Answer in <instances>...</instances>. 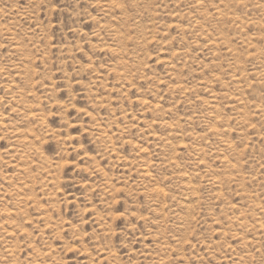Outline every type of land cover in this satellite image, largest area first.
I'll use <instances>...</instances> for the list:
<instances>
[{
	"label": "rangeland",
	"instance_id": "1",
	"mask_svg": "<svg viewBox=\"0 0 264 264\" xmlns=\"http://www.w3.org/2000/svg\"><path fill=\"white\" fill-rule=\"evenodd\" d=\"M0 264H264V0H0Z\"/></svg>",
	"mask_w": 264,
	"mask_h": 264
},
{
	"label": "bare ground",
	"instance_id": "2",
	"mask_svg": "<svg viewBox=\"0 0 264 264\" xmlns=\"http://www.w3.org/2000/svg\"><path fill=\"white\" fill-rule=\"evenodd\" d=\"M219 8V7H218ZM217 11V10H216ZM219 11V10H218ZM221 13V12H220ZM3 34V33H2ZM250 59V58H249ZM237 77V76H236ZM238 80V79H237ZM240 80V79H239ZM241 81V80H240ZM52 89V88H51ZM52 91V90H51ZM177 91V90H176ZM173 93V92H172ZM30 141V140H29ZM27 142V141H26ZM29 145V144H28ZM31 147V146H30ZM189 149V148H188ZM174 165V164H173ZM170 168V167H169ZM175 168V167H174ZM212 183V182H211ZM215 185V184H214ZM263 211V210H262ZM8 252V251H7ZM13 251H11L12 254ZM48 254V253H47ZM10 255V254H9Z\"/></svg>",
	"mask_w": 264,
	"mask_h": 264
}]
</instances>
